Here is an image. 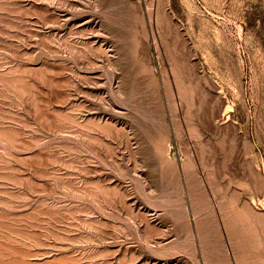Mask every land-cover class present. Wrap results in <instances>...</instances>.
Here are the masks:
<instances>
[{"label": "rangeland", "instance_id": "rangeland-1", "mask_svg": "<svg viewBox=\"0 0 264 264\" xmlns=\"http://www.w3.org/2000/svg\"><path fill=\"white\" fill-rule=\"evenodd\" d=\"M0 264H264V0H0Z\"/></svg>", "mask_w": 264, "mask_h": 264}]
</instances>
